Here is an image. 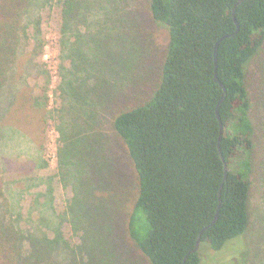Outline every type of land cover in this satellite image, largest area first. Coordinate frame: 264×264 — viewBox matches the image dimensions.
I'll list each match as a JSON object with an SVG mask.
<instances>
[{"label": "trees", "instance_id": "obj_1", "mask_svg": "<svg viewBox=\"0 0 264 264\" xmlns=\"http://www.w3.org/2000/svg\"><path fill=\"white\" fill-rule=\"evenodd\" d=\"M239 1H146L148 15L169 33L160 76L151 94L122 107L112 124L138 180L128 233L150 264H202L205 244L221 250L250 227L252 193L258 181L264 183V177L257 178L264 167V148L261 154L263 144L253 120L254 100L256 113H264V67L253 97L249 89L250 66L264 51V0ZM34 3L0 0V119L14 110L27 84L22 74L15 82L10 79L26 45ZM137 9L139 4L131 0H63V58L85 71L74 74L72 83L92 78L95 71L115 74L124 64V53L132 48L129 36L134 34ZM81 25L91 31H80ZM91 26L102 28L92 30ZM216 73L226 87L219 109L221 141L217 109L224 89ZM29 98L40 106L38 99L28 95L26 101ZM72 120L62 127L63 140L71 151H78L76 139H88L71 129ZM19 126L4 123L0 132L2 127L3 133L14 135ZM100 153L108 169L114 161L105 151ZM199 238L200 247L195 250ZM26 240L0 174V264H39L40 258L27 256Z\"/></svg>", "mask_w": 264, "mask_h": 264}, {"label": "rangeland", "instance_id": "obj_2", "mask_svg": "<svg viewBox=\"0 0 264 264\" xmlns=\"http://www.w3.org/2000/svg\"><path fill=\"white\" fill-rule=\"evenodd\" d=\"M146 1L131 0L139 4V9L138 15L133 16L134 34L129 36L132 48L124 53V64L115 74L95 71V76L89 81L82 79L81 83L72 80L74 74L84 75L85 71L76 70L73 61H65L62 54L63 0H35L30 12L26 45L10 79L15 82L22 74L27 77V84L14 110L0 119V125L15 123L20 130L12 135L3 133L1 127L0 174L13 215L27 234V256L38 261L40 258L39 264H150L128 233L127 220L138 180L112 124L122 107L144 101L142 98L151 94L160 76L169 33L165 25L148 15ZM103 16L106 19L104 13ZM81 26L80 31H91L86 25ZM263 67L264 51L250 66L252 97L262 80ZM28 95L38 99L40 106L34 105V99L26 101ZM79 96L81 99L76 100ZM253 103L262 154L264 113L257 114L255 100ZM71 120V129L80 130L78 137L88 139H76L80 144L78 151H71L68 141L63 140L62 127ZM104 151L114 161L108 169L100 161L99 154ZM259 173L257 178L264 177V167ZM112 199L119 201L109 202ZM250 210L251 223L246 234L228 241L221 250L205 244L202 264H264L262 181L252 193Z\"/></svg>", "mask_w": 264, "mask_h": 264}, {"label": "water", "instance_id": "obj_3", "mask_svg": "<svg viewBox=\"0 0 264 264\" xmlns=\"http://www.w3.org/2000/svg\"><path fill=\"white\" fill-rule=\"evenodd\" d=\"M242 1H243V0H240L238 3H241ZM227 36H230V35H227ZM218 44H219V43H217V45H216V53H215V55H216V62H217V49H218ZM216 80L220 83L221 87L224 89L223 96H222V98H221V100H220V102H219V106H218V109H217L218 117H219L220 122H221V134H220V141H221L222 136H223V124H222V119H221V115H220L219 109H220V105L222 104V102H223V100H224V98H225L226 87H225L224 83L220 80V78H219V76H218L217 73H216ZM225 165H226V164H225ZM225 169H226V176H225V180H226V178H227V171H228V167H227V165L225 166ZM220 205H221V201H220ZM220 205H219V206H220ZM217 215H218V214H217ZM217 215H216V218H215V220L213 221V223L216 221V219H217ZM213 223H212V224H213ZM200 242H201V238H199L195 250H198V249H199V247H200Z\"/></svg>", "mask_w": 264, "mask_h": 264}]
</instances>
